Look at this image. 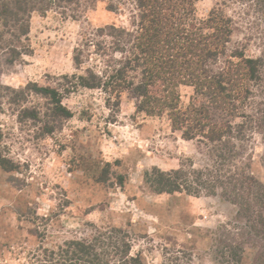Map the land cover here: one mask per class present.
Masks as SVG:
<instances>
[{"label":"rangeland","instance_id":"374dc122","mask_svg":"<svg viewBox=\"0 0 264 264\" xmlns=\"http://www.w3.org/2000/svg\"><path fill=\"white\" fill-rule=\"evenodd\" d=\"M221 2L198 0L196 17L204 19ZM80 4L84 12L76 20L56 11L33 13L30 53L14 64L0 59V151L9 162V170L0 166V264H43L45 250L90 241L109 228L128 233L130 255L141 264H256L262 243L252 229L255 220L239 214L243 207L229 200L232 193H158L152 183L161 172L210 167L209 145L183 138L168 109L141 110L131 92L110 105L99 90L67 94V77L93 66L85 62L77 70L73 61L83 32L107 25L131 30L137 22L131 0ZM221 7L234 19L230 45L239 43L248 57L264 56V20L233 0ZM32 84L60 92L69 115L54 116L49 101L34 93L9 101L13 95L4 88ZM176 93L180 111L205 101L191 86L180 85ZM263 95L230 119L244 128L235 140L240 155L229 168L250 171L264 187ZM31 108L39 110V119L21 113Z\"/></svg>","mask_w":264,"mask_h":264},{"label":"trees","instance_id":"16d2710c","mask_svg":"<svg viewBox=\"0 0 264 264\" xmlns=\"http://www.w3.org/2000/svg\"><path fill=\"white\" fill-rule=\"evenodd\" d=\"M197 1L131 0L137 20L134 29L114 25L88 27L80 45L74 49L73 61L77 70H81L85 62L93 66L67 77L65 91L68 94L78 88L99 90L104 93L107 105L120 100L122 93L131 92L141 100L140 109L147 108L149 114L168 109L173 128L181 131L183 138H200V143L213 149L209 152L212 165L202 169L190 165L161 172L152 182L155 190L194 196L232 193L233 199L229 200H239L240 208L243 207L239 214L247 215L249 223L255 220L252 229L262 243L256 264H264V187L250 171L231 173L229 168L240 155L235 140L243 138L244 128L243 124L232 125L230 119L246 108V102L264 93V56L248 57L245 47H240L239 43L230 45L234 19L221 7L230 0H221V5L202 20L196 17ZM233 1L253 9L258 19L264 20V0ZM80 7V0H0V59L14 64L30 53L28 42L33 13L43 16L56 11L65 19L76 20L84 12ZM113 10L112 4L109 5L108 11ZM180 85L193 87L205 101L180 111L176 93ZM4 89L13 95L9 99L11 103L25 100L27 93H34L49 101L54 116L69 115L62 107L60 92L53 88L32 84L19 91ZM212 111L222 114L224 119L216 118ZM38 112L31 108L21 113L37 120ZM259 124L264 131V118ZM45 131L50 133L52 129ZM7 164L8 160L0 151V166L9 170ZM130 249L128 233L109 228L90 241H74L56 250H45L49 255L42 263L141 264L137 257L130 255Z\"/></svg>","mask_w":264,"mask_h":264}]
</instances>
